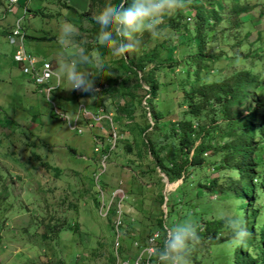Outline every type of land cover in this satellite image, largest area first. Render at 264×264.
I'll use <instances>...</instances> for the list:
<instances>
[{
	"label": "rangeland",
	"instance_id": "rangeland-1",
	"mask_svg": "<svg viewBox=\"0 0 264 264\" xmlns=\"http://www.w3.org/2000/svg\"><path fill=\"white\" fill-rule=\"evenodd\" d=\"M104 1L107 0H27L26 13L22 14L21 6L17 5L4 19L0 16V264L113 263L109 258L110 225L96 212L91 180L92 173L99 170L92 134L97 135L100 130L108 132V124L102 121L101 128L99 124L86 125L79 116L78 126L82 132L78 133L52 114L50 104L37 85L12 60L11 43L6 40L5 31L8 22L16 16H21L20 22L27 34L47 36L27 37L25 46L38 61H50L59 75L60 84L52 97L70 118L76 112L77 103L90 109L102 104L111 112L122 136L109 152L105 170L99 177L105 179L108 186L114 185L118 178L124 181L129 208L124 219L131 224L133 234L143 237L149 229H161L155 224L157 216H161L165 227L189 217L201 224L206 219L218 218L221 210L236 217L246 214L228 185L226 175L234 173L230 168L219 171L220 187H207V179L216 172L209 152L203 153V164L189 166L187 176L171 180L164 189L160 169L145 155L139 137L127 127L131 122L116 106L122 103L118 92L99 91L89 101L88 95L73 97L79 91L68 89L59 67L61 52L68 55L79 45L93 61L99 57L104 70L95 78L96 86L108 76L123 74L121 56H114L110 51L100 55L94 48L95 41L88 37L95 22L93 16L105 8ZM197 1L206 8L212 6L217 11V20L210 16L195 34L194 24L198 18L194 4ZM4 5L5 0H0V15ZM234 6L238 9H233ZM86 8L85 16L80 17L77 12ZM170 19L178 20V27L171 26ZM62 22L77 28L73 42L59 40ZM160 27L162 31L158 36L145 33L142 44L127 54L130 57L155 48L159 56L178 60L174 66H163L155 72L159 79L171 82L161 84L156 99L151 102V111L162 114L150 134L152 139L178 148L176 137L169 129L171 119L183 116L184 105L177 101L181 97L178 71L187 52L196 50L201 36L205 40L204 54L208 56L191 62L201 66L199 75L210 79L248 68V80L253 89L245 104L250 107L256 104L258 115L264 117V0H191L186 8L165 17ZM214 53L218 55L211 57ZM133 82L134 76L129 73L124 88L134 92L133 118L142 124L148 116V106L138 102V99L143 101L144 86L136 87ZM260 129L264 132V125ZM261 156L259 167L264 170V154ZM257 202L263 214L260 220L264 222V186L255 199ZM72 224L75 229L69 228ZM255 236H258L257 231ZM127 241L126 238L124 242ZM251 246L246 245V240L243 244H234L231 233L223 225L218 227L212 240L201 241L190 259L192 264H247L251 256L258 253L261 256L264 250L262 244L259 251Z\"/></svg>",
	"mask_w": 264,
	"mask_h": 264
},
{
	"label": "trees",
	"instance_id": "trees-1",
	"mask_svg": "<svg viewBox=\"0 0 264 264\" xmlns=\"http://www.w3.org/2000/svg\"><path fill=\"white\" fill-rule=\"evenodd\" d=\"M118 3L119 0L102 2L104 7ZM236 8V6L233 7V9ZM242 8L244 9V7ZM27 9H29L28 6ZM87 9L77 13L80 17L85 16ZM194 9L198 18V22L194 24L195 34L199 33L201 24L207 21L210 16L217 20V11L212 6L206 8L203 3L197 1L194 4ZM172 20L170 19L169 24L178 27V20ZM99 27L96 22H92L88 37L95 41L94 48L97 53L102 55L109 49L97 41ZM25 36L26 38L36 37V39L47 37L27 33ZM204 42L203 36L198 38L196 50L187 52L178 71L181 73L180 81L177 83L181 89V97L177 101L184 105L183 116L171 119L169 126L170 131L176 137L177 149L170 145L158 144L156 140L150 137L152 130L162 116L158 111H151V102L156 99L160 85L171 82V80L159 79L155 72L163 66H174L178 63L176 58L170 60L165 55L159 56V52L155 48L142 50L130 57H121L123 74L106 77V80L103 81L105 84L99 83L98 89L112 94L118 92L119 97L122 98V103H117L116 106L123 111V116L131 122L127 126L128 129L130 132L134 131L139 137L144 146L145 155L150 156L153 164L158 166L160 171L166 175L168 184L171 180L187 176L190 173L189 166L203 164L205 161L203 153L206 152L213 156L211 163L216 169V172L207 179V187H220L218 186L221 177L219 171L224 168H230L234 171V173H228L226 176L228 185L233 190V195L239 198V205L243 206L246 213L244 216H238V218L242 217L249 232L246 245H252L251 247L258 250L260 244L264 246V222L260 220V215L263 214L260 212L258 202L255 203V199L264 186V170L259 167L263 160L261 155L264 154V132L260 129L264 125V117L258 115V110L255 108L256 104L251 107L249 104H245L250 89H253L248 80L250 77L248 68L232 70L226 75H219L210 79L199 75L201 66L193 65L191 62L195 58L208 56L203 51ZM217 55L218 53H214L211 57ZM129 73L133 74V84L136 87L144 86L142 87L144 93L141 95L143 101L138 99V102L141 106L143 104L148 106L149 115L142 124L133 118L135 94L130 89L124 88ZM87 95L79 91L73 97ZM127 95L129 98L125 99ZM240 108H244V110ZM52 114L54 113L52 112ZM125 147L128 149L129 145L125 143ZM256 155L258 157L254 160ZM158 198L162 202L160 192ZM201 222L199 224L203 228V231H199L201 241L204 238H207L208 241L212 240L218 227L224 225V222L219 218L206 219ZM155 224L161 227L157 239V243L161 246L164 236L161 216L156 217ZM69 228L75 229L76 226L72 224ZM129 229L133 230L130 223ZM151 230L153 229H149L146 233ZM255 231L258 232V236H255ZM139 237L143 238L144 236ZM255 248L254 250L257 251ZM109 258L113 261L111 255ZM152 264H156L154 256ZM247 264H264V250L261 256L259 253L251 256Z\"/></svg>",
	"mask_w": 264,
	"mask_h": 264
},
{
	"label": "clouds",
	"instance_id": "clouds-1",
	"mask_svg": "<svg viewBox=\"0 0 264 264\" xmlns=\"http://www.w3.org/2000/svg\"><path fill=\"white\" fill-rule=\"evenodd\" d=\"M191 0H119L118 4H109L93 16L100 26L97 39L114 56L127 57V54L142 44L145 33L158 36L165 17L186 8ZM127 5V7H126ZM78 34L75 25L62 22L59 27V40L62 43L73 42ZM59 67L68 82V89L88 94V101L94 98L99 89L95 78L104 70L102 60L95 61L87 54L83 46L77 45L70 54L59 53ZM92 65V67H88ZM83 67V70L81 68ZM229 230L232 242L243 244L249 232L242 219L223 210L217 213ZM163 243L151 250L156 264H192L191 255L201 243L199 231L203 228L192 218L165 225Z\"/></svg>",
	"mask_w": 264,
	"mask_h": 264
},
{
	"label": "built area",
	"instance_id": "built-area-1",
	"mask_svg": "<svg viewBox=\"0 0 264 264\" xmlns=\"http://www.w3.org/2000/svg\"><path fill=\"white\" fill-rule=\"evenodd\" d=\"M27 0H5V5L0 15L3 19L8 12L14 11V8L21 6V12H27ZM21 16H16L8 22L5 37L11 43V57L19 65L21 71L29 80L37 85L45 100L48 101L51 111L59 120L65 122L71 129L81 133L82 129L78 126L79 116L85 121L86 125H97L101 128V122L108 124V132L92 134L94 141L93 150L98 155L99 170L92 173L91 180L95 195V209L101 218L108 220L111 231V256L112 264H152L153 256L151 250L159 247L157 239L160 231L153 229L146 233L143 238L133 234L134 229H129V222L124 218L128 211L126 204L127 187L121 178L116 180L112 186H108L105 179L99 177L105 170L106 159L109 152L115 147L116 142L122 134L116 129L112 114L102 104H97L94 109L86 108L83 103H77L76 112H73L72 119L67 112L59 107L52 97L54 89L60 84L59 75L53 70L50 61H38L34 55L27 50L25 46V30L20 22ZM53 78V81L51 79ZM103 84H105L103 82ZM99 88V86H96ZM133 217H130L132 220ZM126 221V222H125ZM164 227V226H163ZM129 237V235H131ZM128 239L125 243V239ZM135 251L134 254L132 252Z\"/></svg>",
	"mask_w": 264,
	"mask_h": 264
},
{
	"label": "water",
	"instance_id": "water-1",
	"mask_svg": "<svg viewBox=\"0 0 264 264\" xmlns=\"http://www.w3.org/2000/svg\"><path fill=\"white\" fill-rule=\"evenodd\" d=\"M160 174L163 176V182H164L163 183V188L165 189L167 187V185H168V179H167L166 175L162 171H160Z\"/></svg>",
	"mask_w": 264,
	"mask_h": 264
},
{
	"label": "crops",
	"instance_id": "crops-1",
	"mask_svg": "<svg viewBox=\"0 0 264 264\" xmlns=\"http://www.w3.org/2000/svg\"><path fill=\"white\" fill-rule=\"evenodd\" d=\"M90 103V102H89Z\"/></svg>",
	"mask_w": 264,
	"mask_h": 264
}]
</instances>
